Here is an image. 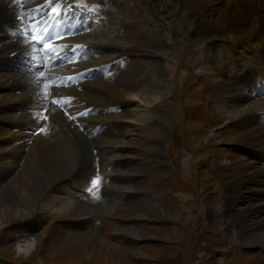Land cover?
I'll use <instances>...</instances> for the list:
<instances>
[{
    "label": "rangeland",
    "instance_id": "1",
    "mask_svg": "<svg viewBox=\"0 0 264 264\" xmlns=\"http://www.w3.org/2000/svg\"><path fill=\"white\" fill-rule=\"evenodd\" d=\"M83 1L85 3L88 2V0ZM121 1V8L125 11L123 0ZM113 6L116 9L115 3ZM146 6L148 7V5ZM188 9L190 10V8ZM130 12L138 18L137 8L133 7ZM189 12L191 14H187L188 11L185 12V15L180 14L179 20L177 23L175 22L176 27L180 24L188 25L186 24V20L192 16V11ZM108 14L111 15L110 13ZM148 17H153L156 20V23H151L148 27L152 29L158 26L157 30H159L161 37L162 28L165 30L169 24L164 22V19L161 17L155 18L151 12ZM253 18L256 22L251 23V26L244 31L237 32L231 27L223 28L215 34L216 36L212 35L210 38L205 36L203 39L195 41L198 42L196 44L182 42L184 41L182 40L184 39L183 36H180L182 38L181 41L179 37V39L175 37L176 34L174 35L173 31H170L173 40L167 39L169 42L164 44L165 58H162L165 52L162 54L158 52L159 50L162 51V47H159V44H162V40L160 41L157 37L156 39L150 38L146 35V32H143L140 35L139 41L141 42V39H144L145 43L152 45V47L149 45L148 48L156 49L157 53L161 54V56L157 59L143 57L142 59L124 62L125 67L121 65H119L121 67L115 66L114 70H110V72L102 76L104 77L112 73L111 79L106 80L114 85L116 81L117 85L113 87L116 92L125 93L129 89L138 91L136 93V100L129 103L125 108L127 112H122V118L116 115L117 117L111 118L110 121H112L111 126L115 129H119L122 126V136L120 135L116 139V144L119 146L116 153L117 163L121 164L123 169L128 171V175H133L132 179L128 175L124 176L123 179H130L134 183H138L140 189L133 192L119 190L117 191L118 198L115 197L117 199L113 202H110L112 197L111 192L88 190L89 185L93 184L88 185V183H91L92 179H96L92 175L96 172L95 167H97V164L95 165L92 159H90L89 165H86L87 167L90 166L86 176L88 175L87 177H89L91 182L87 179L88 182L84 183L86 187L77 188L73 185L76 189L82 190L85 188L87 190L84 192H82L83 190L73 192L74 188L70 186L71 183L65 185L64 187L72 193L73 208L66 212L58 213L56 211L57 215H59L58 217L55 215L56 212L50 214L48 212H38L29 215L22 213L17 218L8 216L5 213V201L0 197V264H77L78 260V264H146L151 261L147 255H151L153 259L155 257L163 258L164 252L172 258V263L176 264V257L182 254H175L176 250L173 249V246L177 243L173 242L179 238L182 246L178 247L177 250L179 252L185 251L186 254L183 256L187 257L186 259L183 258L182 263L180 262L179 264H185L189 256H191L190 260H192L190 264H264V235L260 240L256 237H253L252 240L251 238H244V228H241L238 223H233L235 217L231 215L230 218H232L228 221L225 214L229 215V209L226 213L223 210L225 207L224 202H227L226 192H224L226 186L224 183L222 185L223 178L222 181L219 180L218 172L212 170L210 165V161L214 157V160L216 159L217 151L219 159H222V163L227 164L224 167V179L236 167V164L226 163V161H229L227 156L232 152L234 145L231 151L222 149L225 148V145L216 144L218 142L216 140H220L221 143L229 141L232 143L236 142L237 144L241 143L243 147L248 146L245 144L247 140L246 142H242V137H234L235 123L226 118L225 113L221 111L220 105H218L217 91L223 81L229 80L230 75H226L225 70L227 69L225 67L217 69V72L215 71V64L220 59L221 52H225V50L221 46L217 47V39L212 38L227 39L228 36H237V39L234 38L235 41L240 40L242 36H246L245 33L247 32L249 34L252 33L251 30L254 26H256V31L264 28V22L262 26L261 24L259 25V22L262 21L261 18H256L255 15H253ZM100 24L102 25V23ZM100 24L99 26H101ZM206 28L209 29V27ZM187 32V35L190 36L193 31L191 29L187 30ZM234 32L238 35H232ZM250 35H253L254 39L257 40L254 34ZM86 36L90 37L91 34H87ZM170 42L171 45H169ZM154 43H157L156 46H154ZM239 44L241 43L239 42L230 46L234 53H238L237 47ZM191 47L194 49L196 47L200 48L196 56L197 59L188 50ZM139 49L135 48L131 53L141 52ZM231 57L238 60V57ZM152 60L154 61L152 62ZM211 63H214V65L209 66ZM21 64L24 65L23 63ZM160 64L164 66V69H162L163 66L161 68ZM17 71L18 68L15 67L13 73L16 75ZM230 71L232 73V69ZM21 72L18 73V77H26L24 72L20 75ZM28 77L32 79V76ZM190 78L196 81L197 86L192 85ZM139 80L142 82L143 87L146 88L142 92H139V87L136 88ZM212 80H214L213 85L211 83ZM203 93L206 94V99L211 95L212 102L216 104L219 116L215 121L218 123L226 122L227 127L226 124L222 123L220 127L212 130L208 128L209 130L206 131L207 127H205L204 123H201L200 119L207 117L205 111L208 117L213 119L212 110H215V108L211 101L209 110H207L206 103L196 105V99H202ZM139 97L141 99L153 98L151 101H149L150 99L148 100L151 106L146 107L145 104L141 105L140 103L145 102V100L142 99L139 103L137 102ZM108 99L114 100L109 95ZM124 101L125 98H123L121 103L123 104ZM189 102H191L193 108L185 107L186 103ZM137 112L140 114L139 116H135ZM154 113H157L159 116L157 118L158 121L152 118ZM163 115L167 116L164 125L162 124ZM133 116H135V119H133ZM190 116H198L200 118L199 121H196L198 125L195 124L194 118ZM131 118L133 119L132 121ZM126 121L127 123H125ZM130 122H133V124ZM167 122L171 124L172 131L167 128ZM218 132L219 137L215 138V140L209 139L216 136ZM187 136L189 139L186 140ZM149 137H151L152 141ZM238 139L241 142H237L236 140ZM188 142H190V147H184ZM90 144L91 142L87 144L88 150H91ZM3 145L4 143L0 146ZM150 146L153 148H150ZM61 151L64 153L68 152L62 149ZM173 156L175 158L173 176H176L177 173L179 181L172 180L168 182L170 181L168 171L173 167ZM162 158H165L166 162L169 163L167 168L159 167L158 170L153 171V168L158 167L162 163ZM8 160L10 159H6L5 161ZM197 161H202L206 164L198 171L200 172L199 176L203 175L201 180L200 178L197 180L195 174H191V172L198 170L195 168ZM67 171L71 172L72 170L66 168V173ZM99 171L103 170L100 169ZM157 171L162 172V175L156 173L154 176V173ZM79 174L85 177V173ZM100 176L102 177L101 172ZM205 177L207 179L203 181ZM61 182H65L66 184L68 182L67 177L62 179ZM162 186L166 188L161 193L158 189ZM212 187L215 190L217 189V191L220 187L219 195L212 190ZM38 188L43 189V183L36 188L30 189L35 194L39 191ZM179 188L190 189L193 201L190 196L181 198L180 202L177 201L174 197V192L178 191ZM171 190L172 192L169 195ZM81 192L85 194L81 196ZM56 193L61 195L62 192L56 191ZM213 193L215 195H212ZM262 198L252 197V199L241 205L243 208H248V214L254 224H257V228L260 227L259 230L264 229V217L261 213L254 212L253 209L256 208L257 202L264 201ZM94 199L95 201H92ZM12 201L18 206H22L18 196H15ZM117 206L120 207V212H116ZM131 206L137 209L136 212L134 209L132 210L131 215L133 217L123 212V209L129 210ZM197 207L199 208L198 210H196ZM83 211L87 213L83 214ZM69 215L70 218L68 219L67 216L69 217ZM108 215L114 218L109 221ZM178 215L182 218V222ZM156 219L157 222H155ZM225 219H227L226 223L228 226L224 222ZM100 226H103L105 232L109 230L113 234H109L111 237L107 241L101 239L103 238L101 237V231L103 230ZM56 228L60 231H56ZM257 228L255 227L256 231H258ZM93 230H97V233L93 232ZM57 232H61L65 235V238L61 240L51 239L54 233ZM152 235H156L162 242L157 246L140 243ZM33 239L34 241L37 240V243L35 242L36 245L29 247L31 243L34 244L32 242ZM165 239H167V243L173 242L167 245L164 242ZM98 241H102L103 245L99 246ZM159 251H162V256L158 255ZM220 252L223 254H218ZM80 254H82L81 257ZM82 257H84V260L81 259ZM87 257L88 259H86Z\"/></svg>",
    "mask_w": 264,
    "mask_h": 264
},
{
    "label": "bare ground",
    "instance_id": "2",
    "mask_svg": "<svg viewBox=\"0 0 264 264\" xmlns=\"http://www.w3.org/2000/svg\"><path fill=\"white\" fill-rule=\"evenodd\" d=\"M23 1L26 0H0V145L5 144L7 139L10 141L0 147V197L5 201V213L14 218L22 213L24 215L38 212L50 214L56 211L58 213L66 212L73 208L72 193L64 187V184L57 185L56 182L67 177L71 183L70 186L86 187L84 183L88 182L87 179L90 181L86 176L90 169V166L86 165H89L90 159L103 170L99 171L102 177L98 178L96 184L101 185L103 181L101 191L112 190L110 191L111 202L115 200L116 190L124 188L122 184H112V181H107L116 176L115 170L111 169L112 167L109 169V166H112L116 160L114 152L118 148L112 147L111 143L114 140L113 137L122 131V126L117 131L112 130L109 127L110 120H108L107 114L106 116L104 114L91 115L95 111L101 113L109 108L104 104L106 97L101 94L104 91L109 90L111 95L114 94L122 99L127 98L123 104L122 101L119 103L118 108L110 111V114L112 112L113 115L120 118H122L123 111L127 112L125 108L132 102L131 100L134 101L136 98L135 93L131 94L134 89H129L125 93L116 92L114 88L113 90L108 89L105 85L106 82H102L104 79L100 80L103 76L102 72L104 73L102 69H99L100 67L107 65L106 62L109 61L112 65L110 70H114L117 64L115 61L117 56L107 53L108 48L111 47L109 41L114 42L113 49L119 52V56L129 53L130 48L132 49L134 46H141L144 50L142 55L157 59L165 52L163 47L166 42H169L167 39L172 40V35L169 36L170 31H173V34H176L175 37L180 38H178L179 40L182 39L180 36H183L182 40L184 41L181 40L182 42L196 44L198 42L195 41L198 39L201 40L205 36L210 38L223 28L231 27L237 32L244 31L251 26V23L256 22L253 15L256 18H261L264 22V0H151L147 4V0H124L126 12L122 11L121 2L118 0H100L97 12L100 21H98V26L93 27L94 34L98 36L82 41L79 39L80 41L77 42V44L83 42L84 45H87L85 46L87 56H95L96 60L93 63H85L82 59L76 64L78 69L88 67L93 69L91 77L100 76V78L84 80L72 87H49L46 81L51 78L50 72H45L40 76L39 71L28 65L31 64L29 59L33 57L34 47L29 43V45L25 44L26 37L21 32L24 31L20 26L23 18L21 11L29 5L27 3L22 5ZM57 1V5H59L65 0H45L46 4ZM114 3L116 9L113 6ZM133 7L138 9V18L130 12ZM187 11V14H191L189 11H192V16L186 20L188 25L180 24L176 27L180 14L185 15ZM150 12L155 18L161 17L164 22L169 24L165 30L162 28L161 37L157 30L158 26L152 29L148 27L149 24L156 23V20L148 17ZM255 28L256 26L252 28L250 34H254L257 40L254 42L255 44H251L252 50L244 57L246 67H240L238 60L228 54H224L215 64L217 69L225 67L226 73L232 69V73L226 74L230 75L229 80L223 81L219 90L217 89L218 105L225 113L226 118L235 123L234 137H242V142L247 140L245 144L248 146L243 147L241 143L230 142L234 148L228 154L229 161L226 163L236 164V167H233L234 170L229 172L225 179L224 167L227 164L222 163L217 151L216 159L214 160V157L210 161V165L221 173L226 186L224 192H226L227 202H224L223 210L226 213L229 209V215L225 214L228 221L233 215L235 217L233 223H238L241 228H244V238L252 240L253 237H256L260 240L264 235V229L259 230L260 227L257 228V224L255 225L250 218L248 208L241 206L252 197H263L264 200V28L257 31ZM191 29L193 32L189 33V36L187 30ZM144 31L150 38L156 39L157 37L160 41L162 40V44H159L162 51H158L161 54H158L156 49L148 48L150 44L145 43L144 39L139 41L140 35ZM177 31L179 33H175ZM234 38L237 39V37ZM212 39H217V47L221 46L223 49L229 48V44L232 46V44L247 41L245 36L235 41L229 37L227 39L213 37ZM157 43H154V46ZM150 46L152 47V45ZM230 49L232 50V48ZM199 50V47L196 49L191 47L190 52L195 59H197ZM165 57L166 52L162 55V58ZM133 58L140 59L141 54L123 58L121 66L125 67L124 62H130ZM238 59H243V56ZM204 60L206 61L205 58ZM249 62H253V64L248 65ZM210 65H214V63ZM160 66L162 68L163 65L160 64ZM15 67L18 68L16 75L13 73ZM21 71L26 74V77H18V73ZM109 75L111 76V74ZM28 76H32V79ZM137 87H139V92L146 90L140 80ZM61 96L65 98V101L60 104L55 103L54 100L56 101ZM63 111L67 113L64 114ZM80 111H86L87 114L77 118L76 115ZM33 114L37 116L36 119L32 118ZM139 115L138 112L135 113V116ZM42 123L44 126L41 127L39 134L35 135L30 132L31 129ZM8 127H16L13 139H11V135H8L10 134ZM89 141L91 150H88L87 147ZM236 141L241 142L239 139ZM61 149L68 152L64 153ZM6 159L10 160L5 161ZM67 165L75 170L71 177L65 174ZM203 165L204 162H196L197 172ZM76 172L85 173L87 178L81 179L76 175ZM42 183L43 189L38 188L40 192L34 194L30 188H36ZM76 187H73V192L80 191ZM55 190L63 194H57L58 192L56 193ZM15 196H18L22 206H18L12 201ZM253 211L261 213L264 217V201L257 202ZM226 220H224L225 223ZM254 225L258 231L255 230ZM56 231L60 230L56 228ZM93 232L97 233V230H93ZM101 233L102 240L110 239L109 232L103 230ZM64 238L65 235L61 232L54 233L51 237L55 240ZM255 241L257 242V240ZM98 242L99 246L103 245L102 241Z\"/></svg>",
    "mask_w": 264,
    "mask_h": 264
},
{
    "label": "snow or ice",
    "instance_id": "3",
    "mask_svg": "<svg viewBox=\"0 0 264 264\" xmlns=\"http://www.w3.org/2000/svg\"><path fill=\"white\" fill-rule=\"evenodd\" d=\"M53 11L55 12V9H53ZM33 39L34 40H36V42H42L44 39H46L45 37H41V38H39L38 40H37V38L36 37H33ZM44 47H45V49L46 50H48V51H50V50H52V45H50V44H48V43H45L44 44ZM97 180H98V177L96 178V179H93L92 180V183L93 184H96L97 183Z\"/></svg>",
    "mask_w": 264,
    "mask_h": 264
}]
</instances>
